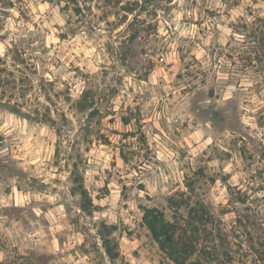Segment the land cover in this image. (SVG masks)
Here are the masks:
<instances>
[{"label": "clouds", "instance_id": "1", "mask_svg": "<svg viewBox=\"0 0 264 264\" xmlns=\"http://www.w3.org/2000/svg\"><path fill=\"white\" fill-rule=\"evenodd\" d=\"M0 264H264V0H0Z\"/></svg>", "mask_w": 264, "mask_h": 264}, {"label": "trees", "instance_id": "2", "mask_svg": "<svg viewBox=\"0 0 264 264\" xmlns=\"http://www.w3.org/2000/svg\"><path fill=\"white\" fill-rule=\"evenodd\" d=\"M150 211H156V210L153 209V210H150ZM160 216H161V219H160V220H157L156 217H153V218H152V224H153V225H157V224H158V225L160 226V232H161V233H165V232H167V231H169V230L175 228V225H167V224H164V223H163V220H162L163 213H161ZM168 239H169V241H170L171 238L168 237Z\"/></svg>", "mask_w": 264, "mask_h": 264}, {"label": "rangeland", "instance_id": "3", "mask_svg": "<svg viewBox=\"0 0 264 264\" xmlns=\"http://www.w3.org/2000/svg\"><path fill=\"white\" fill-rule=\"evenodd\" d=\"M76 11L79 12V9H76ZM111 122H112V121H110V123H111ZM124 123H128L127 118H124ZM141 188H143V185H141ZM193 212H197V209L193 208V209L190 210V212H189V219H190V220H192V219H199V218H200L199 215H197L196 217H193V216H192V213H193Z\"/></svg>", "mask_w": 264, "mask_h": 264}]
</instances>
